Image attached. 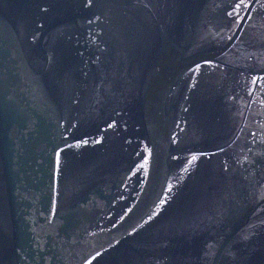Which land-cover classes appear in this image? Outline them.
Here are the masks:
<instances>
[{
  "label": "water",
  "instance_id": "1",
  "mask_svg": "<svg viewBox=\"0 0 264 264\" xmlns=\"http://www.w3.org/2000/svg\"><path fill=\"white\" fill-rule=\"evenodd\" d=\"M237 2L0 0V264H264V0Z\"/></svg>",
  "mask_w": 264,
  "mask_h": 264
},
{
  "label": "snow or ice",
  "instance_id": "2",
  "mask_svg": "<svg viewBox=\"0 0 264 264\" xmlns=\"http://www.w3.org/2000/svg\"><path fill=\"white\" fill-rule=\"evenodd\" d=\"M91 3H92V0H88V6H91ZM261 6L264 7V4H262ZM251 7H252V4L247 2V0H238V2L233 6V12H229L228 15L233 16V14L235 13L236 16H239L240 10H242L243 8H251ZM229 39H231V37H229ZM257 79L264 80V77H258ZM59 155H60L59 153H56L57 166L59 164ZM193 159H195V157H193Z\"/></svg>",
  "mask_w": 264,
  "mask_h": 264
}]
</instances>
